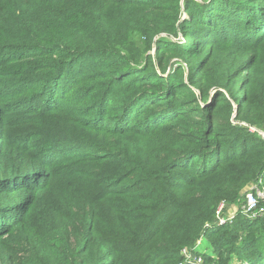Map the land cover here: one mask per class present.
I'll return each instance as SVG.
<instances>
[{
  "label": "trees",
  "instance_id": "trees-1",
  "mask_svg": "<svg viewBox=\"0 0 264 264\" xmlns=\"http://www.w3.org/2000/svg\"><path fill=\"white\" fill-rule=\"evenodd\" d=\"M241 124L264 130V0H0V264H186L203 236L206 264H264V216L205 229L264 191Z\"/></svg>",
  "mask_w": 264,
  "mask_h": 264
},
{
  "label": "rangeland",
  "instance_id": "rangeland-1",
  "mask_svg": "<svg viewBox=\"0 0 264 264\" xmlns=\"http://www.w3.org/2000/svg\"><path fill=\"white\" fill-rule=\"evenodd\" d=\"M197 1L198 2H203L205 0H197ZM188 14L189 13L186 11V9L183 8L182 21H184V20L189 18ZM192 24H194V23H192ZM187 32H188L187 28H185V29L180 28V30L178 31L177 36L176 35L175 36H165V38H166V40L174 41L175 43L181 45V44H183L184 41L188 40V39H186ZM189 42H190L189 44H191V45H196L197 42H198V37H193L192 39L189 40ZM197 48H199V46L196 47V49ZM152 53H154V52H152ZM180 66L181 67H185L186 63L184 61H180L177 58H171L170 61H169V65H168V74H170L172 71H174L175 69H177ZM250 66H251V74H252L251 79H252V81L261 80L260 76L262 74L263 68L261 66L258 67L257 61L256 62H254V61L250 62ZM160 67H161L160 65H157V69H160ZM159 73H161V72H159ZM168 74H165L163 76L167 77ZM190 77L192 79L193 75L190 74L189 70L186 68L184 70V75H183L184 82L187 83V84H190L191 83ZM244 78H245V76H244ZM241 91L244 92V88H242ZM203 106L206 107L207 104L205 103V104H203ZM235 124H237V123H235ZM242 207H243V203L240 202V204H235V205H233L231 207H226V209H224L223 214L227 213V215H225L224 217L228 216L229 219H232V220L228 221L227 223H232L233 222L235 217H237L239 215L240 209ZM223 208H221V211L223 210ZM224 217L222 218L223 220H224ZM227 223H224L223 225H226ZM196 247L197 248H196V250L194 252L188 253V257L189 258L194 259L195 261H198L201 258L199 260V262L201 264H206L205 263V258H204L205 256H211L212 259L218 260L217 255L214 253V249H213L212 244L205 237L202 238V241H200V243H198ZM198 255H200V256H198ZM186 257H187V255H186ZM189 258H187L189 262H187L186 264H192L194 262L193 260H191ZM229 264H239V261H238L237 257L232 256Z\"/></svg>",
  "mask_w": 264,
  "mask_h": 264
},
{
  "label": "built area",
  "instance_id": "built-area-1",
  "mask_svg": "<svg viewBox=\"0 0 264 264\" xmlns=\"http://www.w3.org/2000/svg\"><path fill=\"white\" fill-rule=\"evenodd\" d=\"M241 126L247 127L251 133L257 134L259 137H261V139L264 140V130L248 127L247 125H244V124H241ZM260 183H261V181H260ZM260 183L252 184L246 190L245 196H244L243 207L240 209V212L244 216H246L247 218L252 219V220H255L258 217L264 216V191L262 190V188H260V186H259ZM231 206H233V205L221 204L219 206L218 211H217V217H216L217 220H216L215 224L209 223L205 226V229L208 230V229H212L214 227L223 226L224 223H227L228 221L232 220V219H229L228 216L224 217L225 215H227V213L223 214L224 209H226V207H231ZM221 208H223L222 211H221ZM223 217H224V220L222 219ZM202 238H204V236L201 237V239L197 242V244L200 243V241H202ZM197 244L194 246V248L191 250V252L185 251V256L187 255V258H189L188 253H192L196 250ZM189 259H191V258H189ZM191 260L194 261L192 264H201L199 262V260L198 261H195L194 259H191Z\"/></svg>",
  "mask_w": 264,
  "mask_h": 264
}]
</instances>
